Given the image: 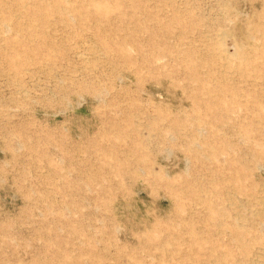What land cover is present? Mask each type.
Masks as SVG:
<instances>
[{
  "label": "rangeland",
  "instance_id": "1",
  "mask_svg": "<svg viewBox=\"0 0 264 264\" xmlns=\"http://www.w3.org/2000/svg\"><path fill=\"white\" fill-rule=\"evenodd\" d=\"M0 264H264V0H0Z\"/></svg>",
  "mask_w": 264,
  "mask_h": 264
},
{
  "label": "bare ground",
  "instance_id": "2",
  "mask_svg": "<svg viewBox=\"0 0 264 264\" xmlns=\"http://www.w3.org/2000/svg\"><path fill=\"white\" fill-rule=\"evenodd\" d=\"M19 88V87H18Z\"/></svg>",
  "mask_w": 264,
  "mask_h": 264
}]
</instances>
